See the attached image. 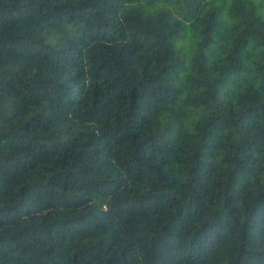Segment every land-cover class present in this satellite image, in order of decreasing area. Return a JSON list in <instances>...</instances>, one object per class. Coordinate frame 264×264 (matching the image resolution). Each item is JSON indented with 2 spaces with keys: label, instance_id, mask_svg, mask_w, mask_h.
Here are the masks:
<instances>
[{
  "label": "trees",
  "instance_id": "16d2710c",
  "mask_svg": "<svg viewBox=\"0 0 264 264\" xmlns=\"http://www.w3.org/2000/svg\"><path fill=\"white\" fill-rule=\"evenodd\" d=\"M0 264H264V0H0Z\"/></svg>",
  "mask_w": 264,
  "mask_h": 264
},
{
  "label": "rangeland",
  "instance_id": "374dc122",
  "mask_svg": "<svg viewBox=\"0 0 264 264\" xmlns=\"http://www.w3.org/2000/svg\"><path fill=\"white\" fill-rule=\"evenodd\" d=\"M187 35L189 36V38H187L186 40H185V42L187 43V44H190V43H192L193 42V37H192V31H188L187 32ZM184 43V42H183ZM182 43V44H183Z\"/></svg>",
  "mask_w": 264,
  "mask_h": 264
}]
</instances>
